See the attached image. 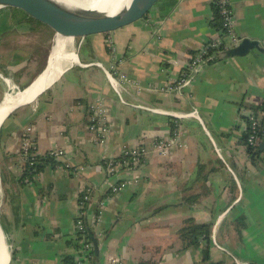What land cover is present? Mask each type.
Here are the masks:
<instances>
[{"label":"crops","instance_id":"obj_1","mask_svg":"<svg viewBox=\"0 0 264 264\" xmlns=\"http://www.w3.org/2000/svg\"><path fill=\"white\" fill-rule=\"evenodd\" d=\"M121 1L100 10L114 14ZM231 8L236 34L264 45V0H231ZM220 35L213 0H158L143 19L78 50L33 103L4 119L0 213L8 264H73L64 259L77 256L71 239L82 185L92 189L84 214L98 245L83 264H204L205 241L182 249L178 238L189 219L210 224V262L264 264V151L252 158L244 143L251 107L264 118V55L212 53L187 85L169 89ZM48 52L40 34L0 9V102L42 72ZM108 72L127 79L122 98ZM99 101L110 127L102 145L87 125L89 107ZM192 110L200 121L174 116ZM27 127L36 156L62 151L31 177L23 176L19 152ZM172 137L167 155L153 150L155 139ZM136 145L146 149L145 160L108 174L105 161Z\"/></svg>","mask_w":264,"mask_h":264},{"label":"built area","instance_id":"obj_2","mask_svg":"<svg viewBox=\"0 0 264 264\" xmlns=\"http://www.w3.org/2000/svg\"><path fill=\"white\" fill-rule=\"evenodd\" d=\"M219 20L221 23L220 36L214 40L209 41L193 58L188 62L186 71H183L177 82L169 87V89H180L187 85L190 81L191 72L196 70L203 62H205L210 56L211 52L223 53L224 50L236 46L241 37L235 32V20L231 8V0H213ZM111 87L119 98L121 97V89L124 82L127 79L123 75L114 76L108 72L107 74ZM156 111L155 109H151ZM175 117L191 116L199 121L201 120L200 115L196 110H192L185 114H176ZM88 128L94 134V140L102 145L107 139L109 133V117L107 110L103 104L99 101L96 104L90 105L88 115ZM264 133L258 119L254 115L249 116V135L247 137V144L252 147H257L261 141V133ZM32 127H27L23 133L22 142L19 148L20 154L24 157L25 162L32 165L33 157L35 156L36 144L35 139L31 135ZM176 133L174 132V135ZM175 144V137L172 138H160L153 141V150L161 155H167L172 146ZM62 154L61 150H53L47 152L45 155L48 157H55ZM146 149L142 145H136L123 151L122 155L117 160L105 161L106 169L108 174L114 173L118 167L133 168L140 165L145 160ZM125 186L124 182L118 183L111 187V193H115L121 190ZM92 189L90 186L82 185L80 187V193L78 198V216L75 220V230H83L84 222L83 215L87 203L91 199ZM98 217H95L93 224H97ZM92 244L86 243L84 245L85 250L91 249ZM235 264H245L238 260H235ZM109 264H121L118 258H113L109 261Z\"/></svg>","mask_w":264,"mask_h":264},{"label":"water","instance_id":"obj_3","mask_svg":"<svg viewBox=\"0 0 264 264\" xmlns=\"http://www.w3.org/2000/svg\"><path fill=\"white\" fill-rule=\"evenodd\" d=\"M157 1L158 0H129L127 4L122 6L116 13H107L98 19L90 20L73 29L62 28L58 25L61 17H63V11L57 7V5L51 6V9L46 10L45 6H47V4L53 5L52 0H0V9L9 11L28 29L40 34L42 38H44L49 51L45 67L42 70V72H44L49 66L50 53H55V51L58 50L59 42H62L63 49L66 52L72 51L76 55L78 50L87 47L96 40H107L117 31L143 19L154 7ZM254 50L264 55V45L259 40L246 36L241 37L236 46L224 50L223 55L225 57L245 56ZM38 76L20 90L24 91L28 88L38 78ZM44 89L45 88H43V90L31 102L15 107L7 114V116L15 109L33 103L44 91ZM4 100L5 98L0 102V104L3 103ZM263 151L264 142L257 146V149L252 153L251 157L253 158L255 155L261 154ZM3 236L5 252L9 256L10 260V245L7 242L4 232ZM93 245L94 253L97 255L98 245L95 239L93 240ZM245 264L258 263L248 262Z\"/></svg>","mask_w":264,"mask_h":264},{"label":"bare ground","instance_id":"obj_4","mask_svg":"<svg viewBox=\"0 0 264 264\" xmlns=\"http://www.w3.org/2000/svg\"><path fill=\"white\" fill-rule=\"evenodd\" d=\"M117 1L119 0H52L53 5L47 4L45 8L46 10H49L51 9V6L57 5V7L63 11V17H61L58 25L62 28L73 29L90 20L98 19L107 13L110 14L109 12L103 10L110 8L111 5ZM128 1L129 0H122L119 9L126 5ZM45 14L47 15L46 12ZM72 60H75V53L72 51L66 52L63 49L62 42H59L58 50H56L55 53H50L49 66L47 70L42 72L24 91L19 89L20 91H16L17 93L14 92L11 94L10 91L13 90L11 89L5 94V100L0 104V125L4 121L7 114L15 107L29 103V101L33 100L41 92L38 91V87L47 82L53 81V79L62 71L64 62H71ZM35 91H38V93L34 94V96H32L33 98H28ZM8 260L9 256L5 252L4 236L0 226V264H8Z\"/></svg>","mask_w":264,"mask_h":264},{"label":"trees","instance_id":"obj_5","mask_svg":"<svg viewBox=\"0 0 264 264\" xmlns=\"http://www.w3.org/2000/svg\"><path fill=\"white\" fill-rule=\"evenodd\" d=\"M213 10H214V22L215 25L218 26L219 30L221 27V23L219 20V15L217 13V9L213 3ZM212 53H216L215 50L210 51ZM254 112V116L258 119L261 128H264V118H259L256 114L255 110L260 109L259 107H251ZM9 116V115H8ZM245 121L248 124L247 132L244 136V143L247 147V150L250 154H252L256 147L249 146L247 144V137L249 135V118L246 117ZM261 133V132H260ZM262 137V141H264V133L260 135ZM53 157H48L47 155L38 157L34 156L32 161V165L26 162V168L24 170V177H31L32 175L36 174L39 170L42 169L43 164L49 163ZM86 209V207H85ZM83 222L84 228L83 230H75L74 237L71 239L73 242V247L77 251V256L75 257H66L64 259L65 262L73 263V264H83L86 260L88 261L90 258L94 257V250H93V240L95 239L94 233L89 224H87L85 219V214L83 215ZM0 225L5 234L7 235L6 230L4 228L3 217L0 213ZM211 228L210 224H202V223H195L192 219L186 221L184 226L178 231V238L182 244V249H186L188 247H198L201 240L205 241V245L202 248V259L204 264H221L209 261V250L210 246L212 245L211 239ZM7 238V236H6ZM8 242V239H7ZM9 243V242H8ZM86 243L92 244L91 249L85 250L84 245ZM90 261V260H89ZM141 264H156V263H149V262H142Z\"/></svg>","mask_w":264,"mask_h":264},{"label":"rangeland","instance_id":"obj_6","mask_svg":"<svg viewBox=\"0 0 264 264\" xmlns=\"http://www.w3.org/2000/svg\"><path fill=\"white\" fill-rule=\"evenodd\" d=\"M29 80V79H28ZM51 82V81H50ZM50 82H47V83H45V84H43V85H41L40 87H38L39 89H38V91H40L42 88H44L47 84H49ZM19 89H21V88H14L12 91H10V93L12 94V93H14V92H16V91H18ZM38 91H35L32 95H30L28 98H33L32 96H34V94H36V93H38ZM3 96V95H2ZM1 96V99L3 100L4 98H5V96H3L2 97ZM28 98H26V99H28ZM31 100V99H30ZM32 101V100H31ZM26 102H28V101H26ZM30 102V101H29ZM4 203H5V199H4V197H3V191H2V189H1V186H0V212H2L3 213V211H4ZM9 249H10V247H9Z\"/></svg>","mask_w":264,"mask_h":264},{"label":"flooded vegetation","instance_id":"obj_7","mask_svg":"<svg viewBox=\"0 0 264 264\" xmlns=\"http://www.w3.org/2000/svg\"><path fill=\"white\" fill-rule=\"evenodd\" d=\"M3 78V77H2ZM5 80H6V78H5ZM8 93V92H7ZM6 94V93H5ZM5 96V95H4ZM3 97V96H2Z\"/></svg>","mask_w":264,"mask_h":264}]
</instances>
